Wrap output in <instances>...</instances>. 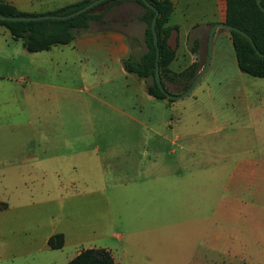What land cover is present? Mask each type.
<instances>
[{"label":"rangeland","instance_id":"374dc122","mask_svg":"<svg viewBox=\"0 0 264 264\" xmlns=\"http://www.w3.org/2000/svg\"><path fill=\"white\" fill-rule=\"evenodd\" d=\"M128 7L103 5L93 11L103 20L92 25L119 28L136 15ZM23 60L21 40L0 28V77L17 80ZM218 75L208 89L220 127L205 126L182 149L165 144L163 167L126 169L139 175L132 184L97 181L101 171H113L107 163L89 170L93 181L84 184L72 169L38 159L21 114L12 109L5 118L0 103V202L7 205L0 210V264H67L84 249H105L114 264H264V78L233 69ZM183 83L166 81L178 94ZM10 87L19 98L20 84ZM143 137L137 131L109 142L129 140L141 151ZM57 233L64 245L50 249L47 240Z\"/></svg>","mask_w":264,"mask_h":264},{"label":"crops","instance_id":"0c3cea01","mask_svg":"<svg viewBox=\"0 0 264 264\" xmlns=\"http://www.w3.org/2000/svg\"><path fill=\"white\" fill-rule=\"evenodd\" d=\"M7 1L25 13L44 14L81 0ZM170 1L173 12L167 25L177 30L168 40L175 49L169 69L179 73L196 64L198 74L204 67L210 28L224 23L225 0H212L211 5L208 0ZM121 2L136 15L125 16L119 28H95L97 26L91 23L67 45L41 52H28L23 48L24 62L19 78L0 77L4 93L0 94V103L4 104L5 118L12 109L19 112L22 123L36 140L41 153L38 159L44 156L53 159L58 168L72 169L79 183H91L92 177L89 179L85 174L97 166L102 168L103 163L113 171H101L97 181L138 183L139 175H127L126 169L163 167L165 164L160 157L165 144L182 149V142L189 136L201 135L205 126L218 129L220 125L213 113L214 101L208 83L218 77L221 70L239 71L238 67L236 71L229 31L217 28L208 67L187 97L168 102L148 95L145 82L128 74L122 65L130 55L138 57L145 51V24L139 20L144 9L132 0ZM189 42H192L190 50ZM209 71L204 85L196 90ZM11 83L20 84L19 98H12ZM206 112H210L207 117ZM137 131L144 134L141 151L129 140L119 144L109 142L113 136H129ZM96 139L103 145L91 147ZM169 154L175 151L170 150ZM112 173L115 176L110 175Z\"/></svg>","mask_w":264,"mask_h":264},{"label":"trees","instance_id":"16d2710c","mask_svg":"<svg viewBox=\"0 0 264 264\" xmlns=\"http://www.w3.org/2000/svg\"><path fill=\"white\" fill-rule=\"evenodd\" d=\"M93 0H81L46 12L48 15H67ZM122 0H107L97 7L110 6L120 3ZM144 9V14L139 20L145 24L144 44L145 51L138 57L130 55L122 61L124 70L128 74L135 75L145 82L146 93L156 99H166L159 91L154 80L155 47L150 29L154 12L148 9L141 0H132ZM159 12L155 31L159 50V74L164 89L172 93L165 81L183 83L184 92L197 74V65L192 64L179 73H173L169 69L170 63L175 58V49L168 44L171 33L177 28L167 25L173 12V4L170 0H146ZM262 5L263 0H262ZM96 7V8H97ZM90 9L80 15L65 20H39V21H0L14 40H21L23 48L28 52H41L49 50L53 46L69 44L82 31L89 28L91 23L103 20V13H94L96 9ZM0 14L6 16H38L44 14H30L20 11L14 5L0 0ZM224 23L240 29L252 40L256 50L264 53V14L259 10L255 0H225ZM230 39L239 71L254 78H264V58L259 57L251 43L240 34L230 31ZM193 50V49H192ZM180 94V93H179ZM6 203L0 202V210L6 209ZM50 249H61L64 245V236L61 233L50 236L47 240ZM67 264H114L109 251L105 249L81 250Z\"/></svg>","mask_w":264,"mask_h":264},{"label":"water","instance_id":"95a60500","mask_svg":"<svg viewBox=\"0 0 264 264\" xmlns=\"http://www.w3.org/2000/svg\"><path fill=\"white\" fill-rule=\"evenodd\" d=\"M107 0H93L90 3H88L87 5L83 6L82 8L67 14V15H48V14H44V15H38V16H6V15H1L0 14V21H39V20H49V19H53V20H65L68 18H72L74 16L80 15L90 9L96 8L99 4L105 2ZM142 3L150 10H152L154 12L151 24H150V29H151V33H152V37H153V44L155 47V67H154V80H155V84L157 86V88L159 89V91L166 97V99L168 100H172V101H177V100H181L185 97H187L191 91L193 90V88L196 86V84L198 83V81L200 80L201 76L204 74V72L206 71L209 61H210V55H211V49H212V39H213V35L214 32L217 28H222L225 29L227 31H233L236 32L238 34H240L241 36H243L244 38H246L252 45L253 49L255 50V53L259 56V57H263L264 58V53H260L258 50H256L251 38L244 33L243 31H241L238 28H235L233 26H230L226 23H217L214 24L208 33V38H207V55H206V59H205V63H204V67L203 69L195 76V78L191 81L190 85L188 86V88L180 93V94H170L169 92H167L161 82V78H160V74H159V66H158V60H159V50H158V40H157V34L155 31V26H156V22H157V18L159 16V12L158 10L152 5L150 4L148 1L146 0H141ZM256 5L258 6L259 10L264 14V6L262 5V0H255ZM99 8V7H97ZM96 8V9H97Z\"/></svg>","mask_w":264,"mask_h":264}]
</instances>
